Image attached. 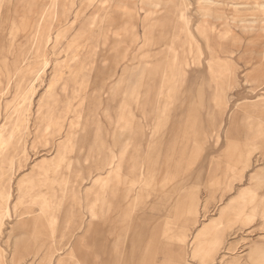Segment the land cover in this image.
<instances>
[{"label":"rangeland","instance_id":"1","mask_svg":"<svg viewBox=\"0 0 264 264\" xmlns=\"http://www.w3.org/2000/svg\"><path fill=\"white\" fill-rule=\"evenodd\" d=\"M153 26L161 31L173 28L165 31L167 38L178 32L175 49L182 57L171 60L177 72L186 68V77L179 79L180 72L174 80L169 77L164 95L148 90V114H141L133 103V113L121 112L130 119L115 123L120 118V101L123 108L132 103L142 69L151 62L142 55L151 49L145 39ZM123 28L127 36L121 34ZM135 33L140 36L137 42L133 41ZM168 42L161 40L152 48L159 53ZM96 44V54L87 57L88 68L76 80L72 67ZM60 72L69 83L65 91L66 80ZM117 81L121 89L111 91ZM66 92L72 99L69 113L64 105ZM57 96L60 103L55 117L62 114L66 118L59 132L53 133L52 128L47 130L51 110L47 105ZM263 99L264 0H0V263H41L45 251L38 239L22 238L21 221L45 218L41 226L46 228L47 243L55 238L58 223L53 228L47 215L29 199H53L61 222L67 209L62 201L67 184L61 181L71 174L83 175L84 181L75 185L81 197L79 213L50 264L68 257L72 245L87 232L91 217L86 194L104 203L103 209L110 201L112 186L103 183L107 173L100 169L115 166L98 167L94 158L86 160L92 140L102 145L99 154L93 153L99 155L95 160L105 157L108 163L131 136L124 122L140 119L146 129L139 130L137 142L143 154L137 157L145 167L135 188L142 198L136 226L142 224L143 233H150L156 223L163 222L165 208L172 217L175 210V224L182 215L195 219L176 236L173 223L162 228V236L167 230L169 238L160 234V240L170 242L172 264H264L261 207L253 216L249 211L242 213L238 200L245 194L264 196V184L252 190L259 184L253 177L264 175V134L256 144L251 143L252 135H246L257 123L264 124ZM154 101L157 110L152 112ZM77 111L81 119L75 118ZM70 140L69 153L54 167ZM149 157L159 159L158 172L150 180L146 178ZM172 158L177 160V169ZM168 160L169 174L160 177ZM69 162L72 167L68 168ZM31 177L36 182L25 201L19 184ZM194 195L196 212L190 210L189 198ZM154 204L159 208L153 211ZM6 210H10L9 217ZM221 217L224 226L216 231L214 223ZM228 235L229 242L234 241L232 249L223 240V247H215L218 237ZM198 245L202 248L196 254ZM167 253L157 251L154 264H162Z\"/></svg>","mask_w":264,"mask_h":264},{"label":"bare ground","instance_id":"2","mask_svg":"<svg viewBox=\"0 0 264 264\" xmlns=\"http://www.w3.org/2000/svg\"><path fill=\"white\" fill-rule=\"evenodd\" d=\"M115 1V0H114ZM172 1V0H171ZM29 2V1H28ZM123 2V1H121ZM134 2V1H133ZM165 2V1H163ZM175 3V2H174ZM127 8V7H125ZM155 8V7H154ZM124 9V8H123ZM119 10V9H118ZM121 10V9H120ZM29 11V10H28ZM128 11V9H127ZM126 11V13H127ZM130 11V10H129ZM128 11V12H129ZM30 13V12H29ZM129 15V14H128ZM127 16V15H126ZM162 16V15H161ZM165 18V17H164ZM104 19V18H103ZM162 19V18H161ZM185 20V19H184ZM180 21V19H179ZM108 23V22H107ZM184 23V22H183ZM131 24V23H130ZM185 24V23H184ZM105 25V24H104ZM127 26V25H125ZM131 26V25H130ZM133 27V26H132ZM87 28V27H86ZM156 29V30H155ZM171 30L173 28L171 27H167L165 29H162L164 31H161L160 30V27H154L153 26V30L151 31L149 37L146 40V44H148L149 47H151L150 50H148L144 55V57H147L149 59H151V62H149L148 64H145L144 65V68L142 69V73L143 75L141 76V80L138 81V84H137V88L138 90L134 91L137 96L132 100V103L131 104H126L125 105V108H123V102L120 101L119 105H118V116L120 118H117L115 120V123L116 122H119V121H122L123 119H130V118H126L125 116L122 117L121 115V112L122 111H125V112H129L131 111L132 113L134 112V110L132 109L133 107V103L136 104V108L141 112V114H145V113H149L146 111L145 109V99L147 98V95H148V90L152 89L154 90V92H156L157 90H160L159 92H161L163 95H164V90L166 88V81L169 79V77H171L173 80L176 79V75L178 72H180V77L179 79L181 80H184L185 77H186V68H183V70L181 71H178L177 72V68H176V65L172 63V57H175V56H178L180 55V53H177V49H175L176 46H179V43H178V38H179V34L178 32H175L174 34H172V36L170 38H167L166 34H165V31L166 30ZM182 29V28H181ZM190 29V28H189ZM208 29V28H207ZM121 30V29H120ZM87 31V30H86ZM154 31V32H153ZM128 31L123 28L122 31H121V34L124 35V36H127V33ZM134 32V31H132ZM188 32V31H187ZM110 33V32H109ZM116 33V31H115ZM203 33V32H202ZM119 34V32H118ZM109 35V34H108ZM131 36V35H130ZM140 38V36H137V33L134 34L133 36V41L137 42L138 38ZM108 38V37H107ZM146 38V37H145ZM164 39H167L169 40L168 44H167V48L161 52H156L152 47H154L159 41L161 40H164ZM128 41V40H127ZM109 43V42H108ZM126 43V42H125ZM104 44V43H103ZM128 44V43H127ZM126 44V45H127ZM107 45V44H105ZM111 45V44H110ZM109 45V46H110ZM117 45V44H116ZM136 45V44H135ZM98 45L96 44L95 47L91 50V53L88 54L87 56L83 57L81 60H77L76 62V65L74 67H72L74 69V75L73 77H76V80H77V77L82 74V72H85V70L88 68V59L87 57L89 55H95L96 54V47ZM120 47V45H119ZM127 47V46H126ZM111 48V47H110ZM78 48H76L75 50H77ZM110 50V49H109ZM128 51V48L125 49V51ZM81 52V51H80ZM124 52V51H123ZM128 55V54H127ZM127 55L125 53H122V57L126 58ZM174 55V56H173ZM184 55V54H183ZM181 56V55H180ZM182 57V56H181ZM93 62V60L91 61ZM90 62V63H91ZM189 64L186 62V60L184 61V66L187 67ZM10 73V72H9ZM57 73V72H56ZM60 74V78L62 79H65L63 78L62 76V72L59 73ZM14 75V73H13ZM178 79V80H179ZM66 80V79H65ZM6 81V80H5ZM11 81V80H10ZM58 84V82H56V84L54 85V88L55 86ZM174 86V83L172 84ZM69 88V83L65 82V87H64V91L65 89H68ZM121 89V82L120 81H117L115 83V85L113 87H111V91H118ZM78 89V88H77ZM143 92H141V91ZM58 92V91H56ZM158 92V91H157ZM76 95H78V91H76ZM49 96V95H48ZM155 96H156V93H155ZM156 98V97H155ZM149 99V98H148ZM167 99L172 101L173 100V96H170V95H167ZM176 99V98H175ZM264 100V99H263ZM151 102V101H150ZM58 103H60V100H59V96L55 97L48 105H47V109H51L49 111V122L47 124V130L52 128V132L53 133H57L59 132L60 128L63 126V120L66 118V115H62L59 117V118H56V104L58 105ZM64 105L67 107V112L69 113L71 111V104H72V99H70V97L67 95V92H66V96H65V101H64ZM151 105H153L152 107V112L153 111H156L157 110V106H156V102L154 101L153 103H150ZM260 104H263L264 105V101L261 102ZM108 111V109L106 110V112ZM120 111V112H119ZM146 114V116H147ZM131 117H132V114H131ZM134 117V116H133ZM149 118V115L147 116ZM75 118L76 119H81V113L79 111L76 112V115H75ZM138 119V118H136ZM114 122V121H113ZM251 122V121H250ZM253 122V121H252ZM137 127H136V125ZM74 125V124H73ZM125 125V126H124ZM97 126V125H96ZM124 127H128L129 130L131 131V136L130 138L126 141V143H124L122 145V149H121V152L120 154L118 155H112L111 157V161L109 160V162L107 163V160L105 159V157L101 160V161H98V160H95L96 157H98L99 155V150L101 149L102 145L99 144V142L97 143H94L95 140L93 139L92 140V144L89 146V154L86 156V160H90L92 158H94V160H92L93 162H96L97 166L98 167H103V166H106V164H108V166H115V167H118L119 168H122L124 170H127L128 172H131L132 174L135 175V178L138 180L140 178H142V175L143 173H141V170L143 169L144 164L142 162L141 159H138V155H141L143 154L142 152V149H141V145L140 143L137 142V137L140 136V132L139 130H144L146 129L144 126H142V120L138 119V121H129L127 120L126 122H124L123 124ZM72 127V126H71ZM147 127V126H146ZM264 124L263 122H260V123H257V125L255 126V128L253 130H249L247 132V136L248 135H252V140H251V143H254L256 144L257 143V140L260 139L263 134H264ZM121 129V128H120ZM147 130H150V134L151 136L152 133H151V129H147ZM99 132V130H98ZM102 134V133H101ZM144 135V134H143ZM95 138H98V137H95ZM76 141V140H75ZM79 142V141H78ZM154 141H152L153 143ZM77 143V142H76ZM70 144L71 143V140L69 142H67L64 146H63V149H62V158H59L55 163H54V167H59L61 162L65 159L66 157V154L69 153V149H70ZM96 144V145H95ZM75 146V145H74ZM77 148V147H76ZM98 151V152H97ZM174 154L176 152V150L174 149L173 150ZM93 153H98L97 156L95 157L93 155ZM118 158V161H116L114 163V161ZM152 159V158H151ZM150 157L148 158V161L146 163V167H147V172H146V178L148 180L152 179V177L154 176V174L156 172H158V169H159V159H152L151 160ZM73 162V161H72ZM171 163L173 165V168L174 169H177V160L175 161L174 158L171 159ZM169 164H170V160H168V163L167 165L165 164L164 168H163V173L161 174L162 176L160 177H163L165 176V172L166 170L168 171L169 169ZM69 167H72L71 166V163L69 162L68 164V168ZM105 168V167H104ZM50 169V168H49ZM48 169V170H49ZM102 169V168H101ZM71 172L75 171L74 169H71L69 170ZM78 173V172H77ZM81 173V172H79ZM157 174V173H156ZM169 174V173H168ZM167 174V175H168ZM160 175V174H159ZM84 176L83 175H72L69 177V179H67L66 181L63 182V180L61 181V183H66L67 184V188H66V192L64 194V198L62 201L65 202V204L67 205V209H66V214H65V217H69L71 214H75V207L73 205L76 204V201L78 200V188L75 186V185H79V183L83 182L84 181ZM254 179H258L259 180V184L256 186H253L252 190L254 191H257L260 189V186L261 184H264V175L263 174H260V173H257L254 177H253V180ZM36 182V179L31 177V178H28L26 179L25 181L21 182L19 184V192H20V195L21 197H23L25 199V201H28V196H29V192L28 190H30V188L34 185V183ZM57 191V190H56ZM61 195V194H60ZM264 196L259 198L258 195L254 194V195H248V194H245L241 197L238 198V200L240 199L241 202L240 203V206H241V212L243 213L244 211H249V213L253 216L255 214V212L257 211V208L258 206L260 205L261 207V213H262V217H264V200H263ZM56 200V199H55ZM238 200H235L238 201ZM30 201V204H36L40 207L41 211H43L47 217L49 218L53 228H55V225L58 223V218H57V213H56V210H57V207L55 205V203L53 202V199H50L49 201L45 200L44 198H41V199H35L33 201ZM61 201V200H60ZM189 201L191 202V208L190 210L191 211H194L196 212L197 211V205H198V201L197 199L195 198V195L194 196H191L189 198ZM79 202V201H78ZM186 202V201H185ZM261 203V204H260ZM12 206V204H11ZM189 207V206H188ZM184 209V208H183ZM13 210V209H12ZM91 211V210H90ZM186 212V211H185ZM62 215V214H61ZM6 216L9 217L10 216V210H6ZM5 216V217H6ZM67 221V220H66ZM28 223V222H27ZM30 223V222H29ZM32 223V222H31ZM35 223V222H34ZM215 229L216 231L220 230V228L223 226V219L222 217L217 220L215 223ZM50 225V224H49ZM24 226V225H23ZM27 227V226H26ZM30 228V227H29ZM26 231V230H25ZM34 234V233H33ZM64 238L63 237H60L58 236L57 239H56V245L57 248L56 250L58 249H61V247H59L63 241ZM202 246L201 245H198L196 247V249L194 250V253H198L200 250H201ZM193 256V255H192ZM249 260H250V254L248 256ZM6 262V261H5ZM173 261L169 264H172ZM1 264V263H0ZM60 264H71L69 262V260H61V263Z\"/></svg>","mask_w":264,"mask_h":264},{"label":"crops","instance_id":"3","mask_svg":"<svg viewBox=\"0 0 264 264\" xmlns=\"http://www.w3.org/2000/svg\"><path fill=\"white\" fill-rule=\"evenodd\" d=\"M100 170H105L107 173V178L103 183L112 186L108 208L103 209L104 203L100 205L98 199H93L90 193L86 194L85 203H87V209L91 217L88 222L87 232H85L83 238H80L72 245L68 257L58 259L56 264H60L61 260H69L71 264H154L156 252L163 249L167 250L168 253L165 255L162 264L171 263V244L168 241L160 240L162 228L168 227V224L173 223L174 236H176L181 233L183 227H187L189 221L195 218L182 215L175 224V220L177 219L176 211L174 210L175 214L172 217L171 215L173 214L168 213L167 208H165L166 212L163 215V222L161 221L160 225L156 223L150 233L148 231L143 233L142 224L136 226L137 207L142 201V198L140 199L138 194H135V188L140 182V179L137 180L134 174L122 168L118 169V167H105ZM142 173L144 175V171ZM167 174L168 172L166 171L165 175ZM78 196L76 204L73 205L75 207V214H71L68 218L64 217L61 222L58 220L57 234L54 239L50 238L51 240L48 243L45 242L47 235L43 231L44 227L41 226L45 218L40 221L38 218L34 219V217H29L21 221L20 231L22 232V238L31 236V238L38 239L40 248L45 251L40 264H50L52 255L58 246L56 245L58 236L64 238V242L59 247H62L66 243L67 237L65 234L75 222L81 205L79 190ZM103 202H106V200ZM153 206V208L151 207L152 210L159 208L156 204ZM152 214H148L147 216ZM153 217H156L158 220L157 215L154 214ZM139 222L142 223L141 220ZM226 223L231 224L232 222ZM26 224L32 225L31 229L29 228L30 226L26 227ZM178 225H180L179 228H177ZM177 230L180 232H176ZM166 231L163 234L169 238V235L167 236L168 233H165ZM230 236L228 235L221 240L218 237L217 244L216 242L214 244L215 247H220V242L222 243L223 240L225 245L232 249L231 247L234 245V241L229 242ZM184 240L185 234L182 232L181 242L184 243ZM174 251H177L175 247Z\"/></svg>","mask_w":264,"mask_h":264}]
</instances>
